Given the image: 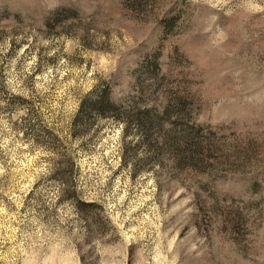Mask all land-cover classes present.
<instances>
[{"label":"rangeland","instance_id":"1","mask_svg":"<svg viewBox=\"0 0 264 264\" xmlns=\"http://www.w3.org/2000/svg\"><path fill=\"white\" fill-rule=\"evenodd\" d=\"M0 264H264V0H0Z\"/></svg>","mask_w":264,"mask_h":264}]
</instances>
